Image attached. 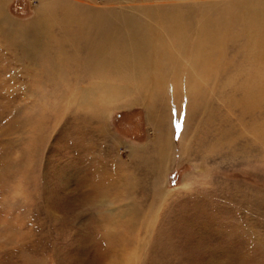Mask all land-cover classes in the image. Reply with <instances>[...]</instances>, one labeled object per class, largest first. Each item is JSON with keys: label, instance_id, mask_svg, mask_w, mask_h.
<instances>
[{"label": "rangeland", "instance_id": "1", "mask_svg": "<svg viewBox=\"0 0 264 264\" xmlns=\"http://www.w3.org/2000/svg\"><path fill=\"white\" fill-rule=\"evenodd\" d=\"M236 1L57 0L56 11L62 23L61 4L175 9L194 39L205 12L226 18ZM48 2L5 0L0 14V264H264V144L251 143L252 121L236 132L252 119L234 100L236 68L251 65L231 49L243 19L223 22L224 46L213 53L222 61L210 71L192 73L188 62L163 70L166 85L152 97L127 96L96 116L78 93L105 80L87 69L101 56L63 38L60 23L48 53L23 47Z\"/></svg>", "mask_w": 264, "mask_h": 264}, {"label": "bare ground", "instance_id": "2", "mask_svg": "<svg viewBox=\"0 0 264 264\" xmlns=\"http://www.w3.org/2000/svg\"><path fill=\"white\" fill-rule=\"evenodd\" d=\"M56 1L48 2L50 5L44 9V11L46 10L45 17L35 20L34 23L38 25L35 26L33 23L34 25L30 27L31 32L27 35L28 40L23 44V47L27 48L28 51H26L30 54L48 53L52 46L50 41L54 37V32L51 34L50 28L55 23H60L57 17L59 14L56 11ZM4 2L5 0H0L1 15L4 12ZM236 2L229 3V7L225 9L226 15H221L222 17L226 16V18L205 12L201 16L202 22L194 39L189 35L192 29V21L189 16L175 9L169 12L160 9L151 14V11L144 8L140 11L138 9L137 13L134 6L129 4L124 6L130 7L129 10L119 7L120 9L115 8L116 11L113 12L95 10L91 12L85 10L86 8L79 7L78 4H61L62 6L58 7H61V14L65 18L60 23L62 32H65L62 37L67 40L78 37L86 42L83 46L86 50L88 49L87 53L102 57L92 61L94 63L90 66L87 65V67L89 66L87 69L98 74V77L105 78V80L81 88L78 93L79 105L90 106L94 115L98 116L104 113L110 104L115 103V105L120 106L122 99L127 96L144 93L152 97L155 85L162 87L166 85L163 70H179L181 63L188 62L192 73L199 70L210 71L215 61H222L221 58L215 59L213 53L220 52L224 46L223 38L220 37V28L224 27L223 22L225 20L236 22L237 19H243L242 27L236 33L240 43L231 46V49L238 48V51L245 56L246 61L244 62H251V65L249 64L250 66L245 69H240L241 66L236 68L241 79L233 85L242 91V95L235 96L234 100L239 105L237 109L240 112H237L244 114L245 117H252V119L249 118L248 121H244L242 118L243 120H240V127L237 128L236 132L240 131L242 135L248 127V123L252 121V123L250 122L252 130L256 133L251 143H257L255 146L259 148L260 144H264V0H237ZM213 5L217 6L216 4ZM239 5H242L243 10ZM217 11L219 10L217 9ZM144 16L147 17V20L143 18ZM153 20L161 26L157 27V24L154 26ZM70 25L77 26L76 30L73 29L74 32H77L76 37L75 35L72 36L71 30L68 31ZM227 28L232 31L230 26ZM102 39L106 40L103 42L95 41ZM54 40V42L59 41L57 38ZM114 57L117 59L113 60ZM232 58L229 60L230 62L237 61ZM54 68L56 71L64 69L60 65H55ZM103 72H109L111 76L103 77ZM235 76L238 77L235 74L230 77ZM111 78L120 81L115 82ZM198 79L199 76L196 74L190 75V91L188 92L190 96H194L193 94L197 91L192 88L197 82H200ZM133 99L135 101L139 98ZM232 130L233 127H230L227 134L224 133L218 137V140L224 139V136H229Z\"/></svg>", "mask_w": 264, "mask_h": 264}, {"label": "crops", "instance_id": "3", "mask_svg": "<svg viewBox=\"0 0 264 264\" xmlns=\"http://www.w3.org/2000/svg\"><path fill=\"white\" fill-rule=\"evenodd\" d=\"M119 8V7H118Z\"/></svg>", "mask_w": 264, "mask_h": 264}]
</instances>
